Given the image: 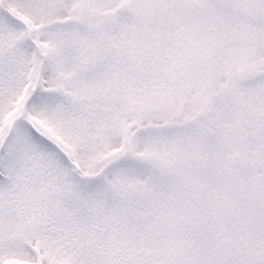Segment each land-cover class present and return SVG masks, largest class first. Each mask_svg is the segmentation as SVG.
<instances>
[{
	"label": "snow or ice",
	"instance_id": "6c2138e0",
	"mask_svg": "<svg viewBox=\"0 0 264 264\" xmlns=\"http://www.w3.org/2000/svg\"><path fill=\"white\" fill-rule=\"evenodd\" d=\"M0 264H264V0H0Z\"/></svg>",
	"mask_w": 264,
	"mask_h": 264
}]
</instances>
